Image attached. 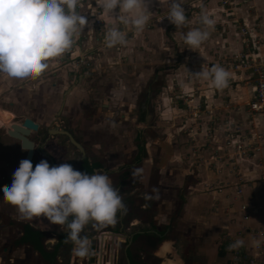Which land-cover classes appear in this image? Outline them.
I'll use <instances>...</instances> for the list:
<instances>
[{
	"label": "crops",
	"instance_id": "1",
	"mask_svg": "<svg viewBox=\"0 0 264 264\" xmlns=\"http://www.w3.org/2000/svg\"><path fill=\"white\" fill-rule=\"evenodd\" d=\"M255 1L258 13L256 22L261 25L255 24L250 37L263 38L261 40L263 52L258 57L264 61V23H261L264 19V0ZM160 3L162 0H155L153 5L160 6ZM213 3L214 0L209 1V5ZM92 4H95V8L92 7ZM150 5L152 4H149L148 7ZM211 8L212 6L209 9ZM96 9V0H84L82 8L79 11L76 9L78 13L87 18L89 24L85 26L83 31L76 33L73 54L64 58L61 63L47 61L49 66L40 76L24 80L14 79L0 72V130H2L0 132V189L5 185H11L12 173L18 169L19 163L25 155L24 151L19 148V141L8 137L4 128L7 129L12 122L19 123L23 119L29 118L39 125L38 131L31 132L29 138L34 141L35 135H42L39 139L43 138L47 142L44 145V150L52 157L51 162L54 159L55 164L51 163L52 166L67 162L75 170L90 175L101 172V170H107L112 176L117 178L119 176L120 179L122 177L124 180L130 178L125 166L142 169L139 178L145 189L148 187L150 176H152L151 169L158 170L159 175L154 177L156 189L154 188L153 196L148 198L151 203L148 220L137 217L130 218L126 212L124 216L119 214L115 224L107 226L109 231L121 235L118 252L121 249L122 263L187 264L188 261V264H248L249 260L253 259L255 264H264V248L262 252H259L254 244L256 240H259L260 244L264 242V171L261 170L262 167L264 169V150L253 158L236 161L238 174L235 176L228 175L226 167L222 168L220 164H216L219 165L218 170L221 169L218 173L201 166L184 168L188 171L186 172L183 168L175 166L181 157L178 145H172V148H169L164 145V142H156L155 151L149 152L148 145L139 141L140 134H142L141 129H143L141 124L148 121L147 117L145 119L142 117V108L139 110V113L141 112L140 118L136 121L135 140L137 142L134 147H131L135 142L134 138H130L132 131L127 130L126 135L118 136L116 126L120 121L111 119L114 117L111 113L114 109L110 104H101L106 111L102 110L101 115L96 113L99 110L97 107H100L98 103L100 99L95 92L96 89L91 87L93 80L88 79L87 72L91 71L92 67L99 69L101 63L99 60H95V55H98L93 49L98 47L96 49L99 52L102 51L98 45L106 43V31L109 26H113L111 22L114 20L102 9H100L102 15L98 17L95 14ZM245 18L247 16L241 14L236 17V19L241 20ZM101 19L104 23V31L102 30L99 34L101 37H95V21H101ZM221 33L222 31H216L212 38L205 41L203 47L218 51L228 50L229 52L239 48L234 42L236 32L231 26L227 33ZM138 38L139 36H137ZM128 43L125 46L131 45L132 42ZM106 50L111 52L112 48L107 47ZM123 50L125 49H122L123 53H127ZM89 56L92 57V60L94 58V61L89 63L90 67L88 68L90 69L82 73L81 69L86 68ZM98 57L100 58V56ZM112 59L107 54L105 55L107 64H110ZM201 84L202 98H204L207 111L209 114L212 113L210 114L211 119L219 117L221 120L226 116L225 112L229 110L222 107V102L227 99L230 103L239 105L241 108L234 116L241 121V125H252V127L264 132V114L252 112V115L247 117L246 111L243 109V104L254 96V87H243L235 82L234 88L228 84L226 88L216 89L211 86L210 81ZM203 87L205 88L203 89ZM186 89L190 90V87ZM115 93L113 97L123 95L122 91ZM108 96L112 97L110 94ZM94 97L95 100L97 99V104H95ZM1 111L12 116L11 123H9V119H5L6 113ZM168 113L171 115L170 110L162 111V117ZM80 120L82 121L81 125L79 124ZM124 120H126L125 116ZM202 130L200 137H203L204 129ZM215 133L216 135L219 133L216 142L220 143L223 129L220 128ZM74 134L77 137L81 136L83 141L75 142L76 136L74 137ZM4 139L10 142L5 143ZM71 144H75L81 151L86 144L90 148L100 149L103 147L107 149L108 159L105 162L100 160L102 163L99 160L91 161L89 158L86 159L83 150L80 159L83 162L78 166L79 162L77 165L69 160L59 161L55 156H52L50 151L53 149L52 145L56 148L59 147L60 155L61 153L67 154L68 150L66 149H73ZM220 146L217 147L221 148ZM159 147L161 153L157 155ZM1 150L4 152L3 155ZM14 150L18 151L15 169L10 166ZM53 151L57 152L58 150L54 148ZM170 154L172 155L169 160ZM125 158H131L132 161L127 162ZM171 164L173 168L168 167ZM6 176L10 178L11 182L4 179ZM186 177L188 178L186 179ZM185 179L187 180L186 184ZM227 182L229 183L228 187ZM168 186L172 189H169ZM237 191H241L240 196H236ZM180 192H183L182 196ZM3 203L8 202L0 190V207H5ZM10 205L14 207L16 217L22 221L23 218L20 216L17 207ZM242 205H246V211L241 210ZM142 211L148 213L146 209ZM245 214L248 215L246 221L243 219ZM126 217H128L127 222L125 221ZM19 220L16 219V221ZM21 223L22 227L18 228L20 233L17 245L32 248L37 257L41 259L40 261L46 264L55 262V259L61 261L59 253L63 250L67 256L64 264H68L71 242L65 243L66 226L58 225L60 232L56 235L50 234L51 237L53 236L50 244L52 248L47 250L45 237L49 234L46 228L32 225L31 221ZM26 227H30L29 232L32 229L41 233L40 245L47 254L55 252L56 249L53 260L45 261L40 253L34 250L31 246V236L27 233ZM97 229L99 227L89 223L81 235L89 236ZM26 233L28 234L27 240L21 242ZM237 239H242L244 246L236 250H229L228 246ZM184 240L189 243L188 245H191L187 250L184 249L186 248L184 247L186 245ZM0 261L2 262V257H0Z\"/></svg>",
	"mask_w": 264,
	"mask_h": 264
},
{
	"label": "rangeland",
	"instance_id": "2",
	"mask_svg": "<svg viewBox=\"0 0 264 264\" xmlns=\"http://www.w3.org/2000/svg\"><path fill=\"white\" fill-rule=\"evenodd\" d=\"M83 1H81L78 11L82 8ZM209 1L183 0L182 6L185 9L187 22L180 28L171 24L164 17L169 11L170 0H162L160 6L153 5L155 0H150L149 4L152 5L148 7L150 12L149 19L141 32L133 30L131 25L125 28L118 20L114 19L111 22L112 25L127 31V43L131 41V45H116L111 47L112 50L110 52L106 50V43H100L98 46L101 47L102 51L99 52L97 50L98 47L93 49L100 56L99 58L95 55V60H99V63H101L99 69L91 66V71L87 72L90 69L88 68L90 67L89 63L94 61V58L92 60V57L89 56L86 68H82L81 71L82 73H88V79L93 80L91 87L96 89L95 92L99 95L100 101L98 103L100 107H97L99 110L96 113L101 115L100 112L102 110L106 111L101 104H110L113 107L114 110L111 113L115 118L112 117L111 119L120 121L116 126L118 136L123 137V135H126V131L130 130V132L132 131V137L130 138L135 140L136 121L140 118L141 112H143L142 117L144 119L147 117L148 121L141 124L143 129H141L142 134H140L139 141L148 145L149 152L151 150L155 151L156 142H164V145L169 148H172V145H178L181 157L177 161L178 165L175 164L176 167L188 169L201 166L218 173L221 169L218 170L219 165L216 164H220L222 168L226 167L228 175L235 176L238 174L236 161L253 158L264 150V132L252 127V125H241V121L234 117L241 108L239 105L230 103L227 99L222 102V107L229 110L225 112L226 116L221 120L219 117L211 119L210 114L212 113L209 114V111H207L201 94L203 92L201 83H205V80L197 78L193 73L200 71L202 66L211 68L218 65L230 73L228 82V84H231L230 87L234 88L235 82H238L243 87H254L256 91V84L259 79L258 74H264V61L258 57L263 52L261 49L263 45L261 40L263 38H251L250 33L253 31L255 24L259 26L261 24L256 22L258 13L255 0H214L212 5H209ZM91 2L94 3V1ZM210 6H212L211 9H209ZM92 7L95 8V4H92ZM202 10L214 20V28L208 29L210 32L208 39L212 38L216 31H222L221 34L227 33L231 26L236 32L234 42L237 43L239 48L231 52L228 50L218 51L208 47L204 48V41L198 48L192 49L184 42L183 35L189 30L193 28L203 29V25L200 24ZM95 11L98 17L102 15V10L97 8ZM116 11L118 12L119 9ZM238 14L246 15L247 18L244 20L236 19ZM261 23H264V19ZM103 24L102 19L101 21H95V37H101L99 34L102 30L104 31ZM137 36H139L138 39ZM122 49H125L123 51L127 53H123ZM128 49H130L129 54ZM106 54L113 58L110 64L105 61ZM188 87H190V90L186 89ZM119 91H122L123 95L113 97L116 94L115 92ZM108 94L112 95V97H109ZM123 97L125 99H121ZM252 98L250 97L243 104L247 117L252 115L249 106V103L253 100ZM94 101L97 104L95 97ZM140 108L142 109L139 113ZM167 110H170L171 115L169 113L165 114L163 118L162 111L166 112ZM124 116L126 120H124ZM81 123L82 121L79 124L81 125ZM220 128L223 129V136L220 143H218L216 138L219 133L216 135L215 132L219 131ZM4 129L6 130V128ZM202 129H204L203 137H200ZM39 137H41L40 134L35 135L34 139L38 140ZM74 137L79 143L83 141L81 136L77 137L74 134ZM6 140L4 139L5 143L10 142ZM136 142L137 140L131 147H134ZM197 142L199 143L198 145ZM218 145H221V148H218ZM87 146L86 144L85 148L82 149L86 158L91 159V161L101 160L104 162L108 159L107 149L103 147L96 149ZM52 147L53 149H50L52 156H55L59 161L69 160L73 164H77L80 161L78 160L80 151L66 149L68 150L67 154L61 153L59 155V147L56 148L54 145ZM54 148L58 151H53ZM1 153L2 155L4 154L2 150ZM17 153L18 151L14 150L12 153L13 157L10 160V166L14 167V169L17 165ZM159 153H161L160 147L156 154L158 155ZM171 155L168 156L169 160ZM36 156L39 157L38 154ZM36 156L31 161L33 169L43 160L41 158L39 161ZM46 160L49 165L54 163V159L51 162L52 157L49 154H47ZM125 160L127 162L132 161L131 158H125ZM125 167L127 168L126 172L130 174V178L126 180L122 177L120 179L119 176L118 178L112 176L107 170H101V172L106 173L112 180L113 186L119 189L127 209V214L125 212L122 215L126 214L130 218L137 217L138 219L148 220L151 207L150 199L148 198L153 196L154 188L156 189L154 177L159 175L157 173L158 170L151 169L152 176H150L148 187L145 189L141 185L139 177L133 178L132 170L134 168ZM168 167L173 168V165L171 164ZM184 170L188 172L186 169ZM261 170L264 171L263 167ZM186 179L185 184L187 182ZM228 182L227 187L230 183ZM168 188L172 189L170 186ZM180 195L182 196L183 192H180ZM3 204H5V207H0V257H2V262L0 261V263L46 264L40 261L41 259L37 257L32 248L17 245L20 233L18 228L22 227L21 222L26 221H31V224L35 226L45 227L49 234V236L45 237V241H47L45 247L50 250L52 248L50 246L51 240L53 239L50 234L56 235L60 232L58 225L49 224L43 217H33L31 220L23 219L21 221L16 217L15 209L10 203ZM145 209L148 213H143L142 210ZM119 214L120 212L117 213V217H119ZM128 217L125 218L126 222ZM11 218H16L19 221ZM107 226L99 227V229L110 230ZM184 242L186 244L184 245L186 247L184 248L185 250L191 247L188 242L185 240ZM120 251L118 252V264H124L120 258ZM184 253L186 254V252ZM59 254L61 261L55 259V262H51V264H64L67 256L63 250Z\"/></svg>",
	"mask_w": 264,
	"mask_h": 264
},
{
	"label": "clouds",
	"instance_id": "3",
	"mask_svg": "<svg viewBox=\"0 0 264 264\" xmlns=\"http://www.w3.org/2000/svg\"><path fill=\"white\" fill-rule=\"evenodd\" d=\"M150 0H96V6L113 19L136 32L143 31L150 12ZM80 0H0V72L24 80L40 76L47 68L46 61L62 56L74 44L78 31L89 24L87 18L76 11ZM183 0H170L164 16L177 28L187 22ZM119 9L117 12L116 10ZM115 13V15H114ZM163 17V18H164ZM202 28H193L183 35L192 49L209 38L208 29L214 20L203 10ZM106 46L127 44V31L109 26L105 34ZM197 78L210 81L211 86L223 89L228 86L230 73L221 66L204 68L193 73ZM24 151L30 150L23 147ZM142 169H133L132 176H140ZM4 199L17 207L23 219L43 217L51 225L66 226L65 243L73 244V255L85 258L91 242L81 235L85 226L93 223L105 227L116 223L117 213L124 214L126 205L119 189L103 172L88 174L75 170L67 162L50 166L41 160L33 169L28 159L19 163L12 174L11 185L2 189ZM259 246L260 241H254ZM244 246L237 239L228 246L236 250Z\"/></svg>",
	"mask_w": 264,
	"mask_h": 264
},
{
	"label": "built area",
	"instance_id": "4",
	"mask_svg": "<svg viewBox=\"0 0 264 264\" xmlns=\"http://www.w3.org/2000/svg\"><path fill=\"white\" fill-rule=\"evenodd\" d=\"M81 1L77 9L81 6ZM73 48L66 51L62 56L52 58L51 61L62 62L64 58H68L73 54ZM48 60V61H50ZM47 62V61H46ZM259 79L256 84V91L253 100L249 103L250 110L253 113L264 114V74H258ZM241 191H237L236 196H240ZM246 205L241 206L242 211H246ZM243 219L248 220V215H244ZM128 231V228L126 229ZM91 242L89 255L85 258H80L72 253L73 244L71 243L70 258L68 264H118V249L120 245L121 235L115 234L109 230L97 229L94 233L87 236ZM264 242L256 246V250L262 252ZM239 255V252L237 251ZM248 264H255V260H249Z\"/></svg>",
	"mask_w": 264,
	"mask_h": 264
},
{
	"label": "water",
	"instance_id": "5",
	"mask_svg": "<svg viewBox=\"0 0 264 264\" xmlns=\"http://www.w3.org/2000/svg\"><path fill=\"white\" fill-rule=\"evenodd\" d=\"M3 113H6L4 111H1ZM5 119H9V123H11L12 116L8 113L5 114ZM39 129V125L32 121L29 118L23 119L19 123L12 122L9 124L7 129L5 130L8 137L18 140L21 144V147H27L30 150H28L27 153V159L30 160L33 154V142L30 140L29 135L31 132H37Z\"/></svg>",
	"mask_w": 264,
	"mask_h": 264
},
{
	"label": "flooded vegetation",
	"instance_id": "6",
	"mask_svg": "<svg viewBox=\"0 0 264 264\" xmlns=\"http://www.w3.org/2000/svg\"><path fill=\"white\" fill-rule=\"evenodd\" d=\"M41 136H42V135H41ZM30 140H31V141L33 142V144H34V146H33V154H32V157H31L30 161H32L33 158H34L37 154L39 155V157L36 156L37 159L42 157L43 160H46V159H47V154H48V153H46L45 150H44V145H46V143H47V142H45V139L41 138V139H38L36 142H35V140L33 141L32 138H31ZM74 141L76 142V139H74ZM71 146H72L73 149L80 151V156H79V158H78V160H80L81 157H82V155H83V152L81 151V149H79L78 147H76L75 144H71ZM19 148L23 149V148L21 147L20 142H19ZM23 151H24V150H23ZM81 152H82V153H81ZM27 153H28V151H24V154H25V155H24V159H27ZM86 159H87V158H86ZM78 160H77V161H78ZM82 162H83V160H80L78 166H80ZM50 166H52L51 163H50ZM4 179L7 180L8 182H11L10 178L7 177V176H6V178L4 177Z\"/></svg>",
	"mask_w": 264,
	"mask_h": 264
},
{
	"label": "trees",
	"instance_id": "7",
	"mask_svg": "<svg viewBox=\"0 0 264 264\" xmlns=\"http://www.w3.org/2000/svg\"><path fill=\"white\" fill-rule=\"evenodd\" d=\"M92 170V169H91ZM90 170V171H91ZM26 230H27V233L30 234L31 236V246L34 248V250H36L37 252L40 253V255L42 256V258L45 260V261H48V260H53V257L56 253V249H55V252L51 253V254H47L41 247L40 245V236H41V233L37 232V231H34L31 229V231L29 232L30 230V227H26ZM25 235L24 238L21 239V242H25L27 240V234Z\"/></svg>",
	"mask_w": 264,
	"mask_h": 264
}]
</instances>
